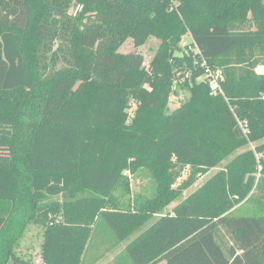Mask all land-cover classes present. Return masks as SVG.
<instances>
[{"label":"trees","instance_id":"obj_1","mask_svg":"<svg viewBox=\"0 0 264 264\" xmlns=\"http://www.w3.org/2000/svg\"><path fill=\"white\" fill-rule=\"evenodd\" d=\"M190 35L222 93L185 53ZM151 38L149 67L120 52ZM259 67L264 0H0V264H32V225L39 264H97L137 233L108 264H264ZM127 170L155 181L134 207L115 196L131 193Z\"/></svg>","mask_w":264,"mask_h":264},{"label":"rangeland","instance_id":"obj_2","mask_svg":"<svg viewBox=\"0 0 264 264\" xmlns=\"http://www.w3.org/2000/svg\"><path fill=\"white\" fill-rule=\"evenodd\" d=\"M161 42L158 39L151 38L144 46L140 48H135L134 43L132 40H128L120 49L121 53L127 54L131 52H139L144 57V65L146 67H149L152 59L154 58L156 52L158 51V48L160 46ZM258 73H264V67H259L257 69ZM190 93L184 90H181L179 92V95H175L171 98L170 101V111H174L175 109H178L182 106L183 103L187 102L190 99ZM249 148L242 149L235 153L234 155L230 156L228 159H226L222 164H220L217 168L209 171L207 174L200 175L196 183L192 188L185 191L183 195L174 203H172L170 206L166 208V210L163 213H169L173 210V208L181 203L184 199L189 197L191 194H193L197 189H199L202 185H204L208 180H210L217 172L220 170H223L225 166L232 160L234 157L246 151ZM189 175V170H186L181 178L178 181V185L184 183V181L187 179ZM124 176L128 178L130 183V190L131 193L126 197H120V193H116V197L120 198L121 202L130 205L131 207H134L135 205L139 204V201H145L151 198L155 193V181L152 179L149 173L147 172H138L133 174L131 171L127 170L124 172ZM65 199L63 195H60L54 200L62 202ZM156 216H159L158 214ZM151 223V222H150ZM150 224H148L149 226ZM146 226V227H148ZM145 229V227H144ZM143 229V230H144ZM137 235V234H136ZM133 238V237H132ZM130 238V240L132 239ZM43 240L42 235V228L37 225H32L29 227V230L26 233L25 240L23 241V244L20 249V255L23 257L28 256L26 259L31 260L32 264H39L41 263V257H40V246ZM130 240L124 242L121 246L115 248L113 251L104 254L103 258L97 263V264H108L113 261L115 256L118 255L121 251H123L124 244L128 243ZM104 249H101V252H103ZM100 252V253H101ZM98 250H91L89 252V255L91 257H94V255H97ZM8 264H14V262L11 260Z\"/></svg>","mask_w":264,"mask_h":264},{"label":"built area","instance_id":"obj_3","mask_svg":"<svg viewBox=\"0 0 264 264\" xmlns=\"http://www.w3.org/2000/svg\"><path fill=\"white\" fill-rule=\"evenodd\" d=\"M183 47L185 53L188 55H192L195 63L199 64V66H201L205 70L206 74L202 79H206L208 83L211 84L215 94H217L218 92L222 93L223 91L221 88V82L224 79L223 73L220 70L213 71L210 67H208V62L204 57L202 50L195 43L191 35L188 37V39H184ZM258 177H260V174L258 175Z\"/></svg>","mask_w":264,"mask_h":264},{"label":"crops","instance_id":"obj_4","mask_svg":"<svg viewBox=\"0 0 264 264\" xmlns=\"http://www.w3.org/2000/svg\"><path fill=\"white\" fill-rule=\"evenodd\" d=\"M137 234H139V233H137ZM132 237H133V238H132ZM132 237H131V238H132L131 240H133L134 238H136L137 235L135 234V235L132 236ZM129 240H130V239H129ZM131 240H130V241H131ZM130 241H129V242H130ZM129 242H128V243H129ZM128 243L124 244V248L127 246ZM121 245H122V244H121ZM121 245H120V246H121ZM118 247H119V246H118ZM124 248H123V250H124ZM113 250H114V249H113ZM113 250H112V251H113ZM121 252H122V251H121ZM118 254H119V253H118ZM115 257H116V256H115ZM113 260H114V259H113ZM159 264H166V263H165L164 261H162V262H160Z\"/></svg>","mask_w":264,"mask_h":264}]
</instances>
